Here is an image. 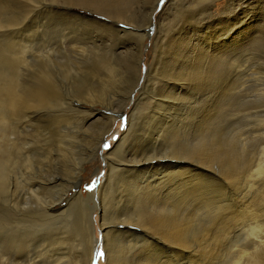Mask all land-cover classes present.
<instances>
[{"label": "bare ground", "instance_id": "bare-ground-1", "mask_svg": "<svg viewBox=\"0 0 264 264\" xmlns=\"http://www.w3.org/2000/svg\"><path fill=\"white\" fill-rule=\"evenodd\" d=\"M68 1L75 3H64L61 9L53 8L52 12L43 13L60 18L53 24L50 22L52 25L46 32L40 31L43 35L51 33L60 37V41H54L55 47H51L50 54L33 58L34 54L31 63L21 56L10 58L9 64L0 60V209L11 215V218L0 220V261L8 264H69L73 260L74 264H93L98 241L90 232V217L96 214L94 206L85 202L97 201L107 259L104 264H195L197 258V261L201 258V264H209L214 259L213 252L220 254L226 217L232 218L229 219L232 228L241 210L249 215L250 225L264 216V186L256 185L264 180V171H261L264 166L241 175V168L236 166L231 152L210 158L211 153L199 143H211L218 138L217 129L212 130L211 114L221 106L208 107L197 116L190 111V102L204 96L213 77H220L222 64L230 62V66L236 67L237 45H228L227 39L239 19L232 16L231 11L236 10L238 14L240 7L252 6L255 0H224L226 7L220 15L213 11L218 0H192L185 12L183 7L177 9L176 14L183 16L176 23L179 27L177 37L171 38L166 45L162 40L156 42L154 53L157 58L143 72L151 86L150 96L146 95L143 100H153L152 107L147 106L151 110L146 120L149 126L144 124L130 139L128 121L129 128L110 154H102L101 148L114 128L116 118L125 115L123 106L126 102L120 104L118 98L122 96L118 93L95 96L93 85L97 84L94 81L97 76H94L98 73L100 82L111 84L117 73L114 67L117 62L112 63L114 59L124 63L130 61L135 73H139L145 59L144 50L151 48L146 44L149 33L146 28L137 26L132 19L133 12L127 16L134 9L129 10L136 0ZM161 1L151 4V14ZM77 8L97 15L103 12L107 16L100 14L104 19H98L96 15L80 13ZM260 23L264 27V16ZM82 27L86 30H80ZM27 33L29 38L23 36L24 40L34 41L32 30ZM24 40L20 44L17 42L19 47L15 46V50L18 52L13 54L27 55L25 50L29 47L23 48ZM58 52L60 59L69 54L82 63L77 67L74 62L76 74L89 75L91 66L99 68L94 71V79L66 77L74 67L72 62L67 65L69 59L61 64L55 56ZM104 54L107 57H103ZM95 57L101 58V62L92 65L90 61ZM36 59H40V64ZM85 61L88 64L84 66ZM20 62L30 70L26 79L20 76L21 72L13 74L15 68L23 66ZM179 75L186 77H177ZM206 77L212 79L208 81ZM67 82H70L69 87ZM226 92L229 93L222 92L219 105L232 101L231 93L229 100H222ZM95 98L98 101H94ZM112 102L119 105L117 111L112 108ZM94 128L98 130L97 138L90 146V132ZM189 128L195 134L191 144ZM78 143L90 146L89 155L77 151ZM65 144L76 155L65 157L68 152L64 149ZM124 147H128L127 157L121 153L111 158ZM98 153L103 167L108 170L107 179L85 197L81 190L83 173L88 162L98 158ZM13 176V181L17 182L15 188L10 181ZM66 177L71 181H66ZM243 180L247 183L245 194L239 187ZM19 182H27L35 194L40 193V187H48L52 192L62 183H70L74 188L56 201H43L38 195L42 207L31 208L28 202L21 206ZM29 199L31 197L26 201ZM254 201L257 207L263 204L261 209L253 208ZM74 204L83 206V210L77 212L73 225L76 232L71 238L65 232L63 218ZM37 224L57 227L58 235L55 238L39 237ZM260 227L253 226L251 231L256 235L254 244L264 250ZM4 233L9 234L7 239L2 236ZM80 244L85 247V252L73 257L72 251ZM244 248L238 253L246 254ZM128 250L138 253L132 255ZM254 254L251 255L254 257L252 264H264V258L259 259Z\"/></svg>", "mask_w": 264, "mask_h": 264}, {"label": "rangeland", "instance_id": "rangeland-1", "mask_svg": "<svg viewBox=\"0 0 264 264\" xmlns=\"http://www.w3.org/2000/svg\"><path fill=\"white\" fill-rule=\"evenodd\" d=\"M155 1L156 0L154 1L136 0V2L138 3L135 2V4L132 5V8L130 7L129 9L132 10L134 7L135 10L133 9L130 12V14L127 15L130 16L131 13L133 12L132 15L134 18L132 19H135L136 24H138L137 26H142L146 28L149 33L146 38V44L151 48L144 50L145 59L143 61L142 67L139 70V73L137 74L135 73L134 66L133 65L130 66V61L127 62L125 60L124 63L122 62L123 60L121 61L114 59L112 60V63L114 64L116 61L118 64L117 63L114 64V67H116L117 69V73L116 75L114 74L113 76V79L111 81L112 85L111 84L107 85L108 82H100L99 81L100 76L98 75V73L95 74L94 76V77L97 76L96 79H98V80L96 79L94 80L97 81V84L93 85V94L95 96L101 93L102 94L109 93L111 96H114L113 95L114 93H118L122 96L118 98L120 104L124 105V103L126 102V104L123 106V112L125 113V115L116 118L117 122L112 132L109 134V137L107 138L105 144L102 145L101 148L102 154L112 153L111 149L117 144V141L129 128L128 121L130 124V132H129L130 139L133 134H134L133 135L134 138L139 133V129H141L143 125L147 123L146 120H148V113L151 111L147 106L152 107L151 102L153 100H150L149 102L143 100L146 95L150 96L149 94L151 90L150 89L151 86L150 85L148 86V77H144L143 72L147 71L150 68V66L154 63V60L157 58V56H155L154 53L156 42H158V40H162L166 45L171 38L177 37L176 30H178L179 28L177 22L181 20L183 16L176 14V11L178 12L179 10L177 9L183 7V9L182 8L180 9H182V11L185 12L189 7V2H191L192 0H177V1L163 0L157 6L154 14L153 13L151 14L150 9L152 8V5L156 3ZM186 1L188 4H186ZM181 2L183 4H181ZM64 3H75V2L68 0H0V51H1L0 60L1 62L5 61L7 62V64H9L8 60L10 58L12 59L15 56L17 57L21 56L22 58L26 57V60H28L29 63H31V58L34 54L35 57L33 56V58H36V56H38L39 54L43 56L50 54L49 51H51V47H55L53 46L55 45L54 41H60V37L58 35H54L51 33H46L43 35V33L46 32V30L50 29L54 20H58L60 18L56 15H50V14L46 15L43 13L45 12L50 13L52 12L53 8L61 9V6ZM166 3L167 5L165 6ZM251 4L252 6H245L246 5L245 4L243 7H240L237 11L238 14L235 13L236 10L231 11L232 16H236L239 19L236 22L237 25L233 27L235 28V30L233 31L234 34L231 33L230 37L227 39L228 45H234V44L235 46L237 45V48L235 50V58H234L236 61V65H235L236 67L230 66V62H226L222 64L220 66V68L222 69L220 77H213V79L212 77H206L208 81L210 79L212 80L210 86L205 88L206 92L204 96L199 97L190 102V108H191L190 111L197 116H200L202 113L207 111L208 107L215 108L221 106L220 109L216 110L215 113L211 114L213 119L212 130L217 129L219 133L218 138L217 139L214 138V140L211 143H204L203 141H201L199 145L206 152L209 151L208 153H211L209 154L210 158L219 156L226 152H231L232 153L231 157L235 158L236 164H238L236 166H238L239 169L241 168L239 170V173L241 175L244 172H251L254 170H258V166H264V27L262 26V23H260L261 18L264 16L263 15L264 0H255ZM239 5H241V2H239ZM225 7H226V1L218 0L215 2L213 11L216 14L220 15ZM77 9L78 11H80V13H84V14L86 13V15L88 16L90 14L96 15L98 19L103 18L100 16V14L107 16L103 12L97 15L95 13H92L90 10H81V8H77ZM246 26H248L250 29H248ZM84 28L82 27L80 30L82 29L86 30ZM28 30H32L34 41H32V39H30V41L27 40L28 42L24 40L25 37L23 36H26V39L29 38V36L27 35ZM40 31H42L43 33H40ZM18 33L21 34L17 35ZM21 38L24 40V42L26 41L25 43H23L24 47L23 46L22 47L24 49H27L29 47V50H31L33 53L31 51L29 52V50L27 49L25 50V52L27 51L26 52L27 55L25 54L26 56L23 54L21 55L13 54L15 52H18L17 50H15V46L16 48H18L19 47L18 44L23 42ZM104 39L107 38L104 37ZM38 43H40V46H38L39 45ZM41 46L42 48L47 46L46 51H44L43 53L41 52L42 50ZM10 50L12 51L10 52ZM37 50L40 53L37 52ZM2 51L9 52L6 53L7 57L4 54L5 52L3 53ZM104 52L109 53L107 50H104ZM7 54L10 55L11 57L8 56ZM58 54H56L55 56H58V61L61 62V64L63 65L68 59L69 60H71V58L73 59L71 61L68 60L67 65L69 64V62L70 63L72 62V66L74 67V70L70 71V73L68 72L66 77H70L71 79V77L81 78V76L83 77L88 76V77H92L90 79L92 80L94 79L93 77L94 71L98 70L99 68L97 69L91 66L92 67L91 73H93L91 76H90L91 73L89 75L85 73H83L82 75L76 74L75 67L76 66L79 67V65H82V63L77 61L74 55L71 56L68 54V56H66L67 58L65 57L64 59L62 58L60 59L59 58L60 53L58 52ZM103 57H107V56L104 54ZM108 57L111 58L110 56ZM93 60L90 61L92 65L93 64L97 65L98 63L101 62V58L99 57H95V59ZM36 61H38L40 64V59H36ZM75 61H76L75 63L76 66L74 64ZM86 62L87 61L84 62L85 64L83 63L84 66L88 64ZM20 63L19 65H23L22 66L23 68L22 67L15 68V72L13 70V74L21 72L20 76L23 77V79H26L27 77H29L27 73L29 68L24 67V64L22 63L20 64ZM119 63L122 65L121 68ZM72 72L73 75L71 74ZM99 72L104 74V72H101L100 70ZM177 77H186V76L179 75ZM117 78H119L121 81H119V79ZM152 81L153 82L155 81L154 77H152ZM68 83H69L68 85L69 87L70 82H67V84ZM99 89L100 91H98ZM223 91H229V93L226 92L223 95L222 97L223 101L229 100L230 93L233 95V99L231 102L223 103V104L221 103V105H219L218 103L221 102L220 98ZM78 95L79 93H77V96ZM94 101H98V99L95 98ZM118 107L119 105L117 104V102H112V108H114L115 111H117ZM97 132L98 130H96V128H94L93 131L90 132V137H91L89 139L90 146L92 142H94V140L97 138ZM188 136H189L188 139L191 144L195 139V134L193 129L189 128ZM65 141L67 142V140ZM217 144H220L221 146L217 147L216 146ZM77 145L79 146V149H77V151L79 150L82 153L85 154L88 153L89 155V150L91 148L88 144L80 145L78 143ZM64 149L68 151L67 153L65 152V157L72 154L76 155L74 150L70 148L67 144L64 145ZM121 153L127 157L129 154L128 147H124L118 153L112 154L111 158ZM67 164L70 165V163ZM103 165L104 164L102 163V159L100 158L99 153L97 159L90 160V162H88V164L86 165L85 167L86 171L83 173L84 184L83 186H81V190L83 191L85 197L89 194V192L93 191L95 188H98L99 185H102V183H104V181L107 179L108 170L107 168L103 167ZM71 166L74 168V165ZM21 171L23 173V176H25L26 175L25 171L23 169H21ZM65 174L68 175V173ZM65 179L66 181L69 182L71 181L68 177H66ZM13 180H14V176L10 178V181L13 186L14 185L16 186L17 182ZM263 182L264 180L259 181V184L256 185L262 187L264 186ZM19 184L18 187H21L19 193L22 197L20 199L21 206H23L24 202L25 203L28 202L27 205L31 208L42 207L41 206L42 202L38 198V195L42 197L43 201H56L57 198H59L60 196H65L66 194L69 193V191H71L74 188L70 186L71 185L70 183H66V185L62 183L61 184L62 186L57 188V190L55 189L52 192H49L48 187H40L41 188L40 193L35 194L32 188L28 186L27 182L24 183L19 182ZM241 184H243V186ZM241 184L239 185V187L240 186L242 187L240 191H242L243 189L241 193L245 194L246 193L245 186L247 184L246 180H243ZM13 186L12 188H15V186L14 187ZM57 194H59V196ZM28 197H31V199H29V201H26V198ZM96 200H98L97 197ZM85 203L87 205L91 204L92 206H94L93 212L96 214V215L93 214L94 216L92 215L90 217V221H91L90 232L95 235L98 241V243L95 245L96 251L94 255L93 264H104L106 263L107 259H106L105 246L104 243L102 242L103 240V235L101 232L102 222L97 207L98 202L87 201ZM256 203L257 202L254 201L253 208L261 209L260 207H262L263 204L260 207L259 206L257 207ZM82 210H83V206L74 204L69 209V212L65 215L66 217L68 215V219L66 217L63 218V224L66 229L65 232L68 233V236H71V238L73 236L72 234L76 232V230L73 229V225L77 217V212H81ZM119 212L122 211L121 210L118 211V214L121 215V213ZM239 215H240V217H238L239 219L237 218L234 227L232 228L229 227L230 220L232 218L231 217L225 218V220L227 219L225 226L226 225L227 226L225 229L226 231L222 235V240H221L222 248L219 250L220 254L217 251H216L217 253L213 252L214 255L212 257L214 259L212 260L214 263H211L212 262L211 260L210 263L208 262L209 264H216V263L217 264H252L254 257H252L251 255L252 254L255 255L254 253L257 254L256 255L257 258L259 259L264 258V256H262L264 250L262 247H259L256 244H254L256 235L254 234L253 231H251L253 226L255 227L257 225L261 226L260 230L264 236V216L259 217L258 220L254 222L255 225L253 223L252 226L250 225V221H248V219H250L248 218L249 215H245V212L243 213L242 210H241V214ZM243 216L245 217L244 219ZM8 218H11L10 213H8L4 209H0V220H4ZM117 218L119 219L120 217L118 216ZM37 225L40 228L39 237L55 238L58 235L57 227L52 228V225H41V224H37ZM258 229L259 228H257L256 230ZM197 235H201V234L197 233ZM2 236L4 237V239H7L9 237V234L4 233ZM116 247L118 246L116 245ZM242 247H245L244 249L247 251L246 254L238 253V250L242 249ZM81 251L85 252V247L82 246L81 244L77 245L76 248H74V250L72 251L73 257L77 254L79 257L81 255ZM128 251L129 254L132 255L133 254L137 255L138 253L137 251H134L133 253H131V250ZM197 259L195 260V264H197L198 261L200 262L198 264H201L202 263L201 258H199L198 261ZM63 261L66 262V259H64ZM0 262L2 263V261ZM2 264H8V263H2ZM69 264H74L73 260H70Z\"/></svg>", "mask_w": 264, "mask_h": 264}]
</instances>
